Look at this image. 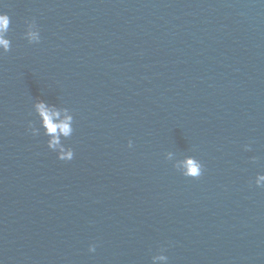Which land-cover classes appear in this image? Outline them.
Here are the masks:
<instances>
[{"label": "water", "instance_id": "1", "mask_svg": "<svg viewBox=\"0 0 264 264\" xmlns=\"http://www.w3.org/2000/svg\"><path fill=\"white\" fill-rule=\"evenodd\" d=\"M0 14V264H264V0H0ZM37 98L74 116L71 161L27 130ZM188 156L199 179L173 168Z\"/></svg>", "mask_w": 264, "mask_h": 264}, {"label": "clouds", "instance_id": "2", "mask_svg": "<svg viewBox=\"0 0 264 264\" xmlns=\"http://www.w3.org/2000/svg\"><path fill=\"white\" fill-rule=\"evenodd\" d=\"M27 28L24 38L29 44L40 43V31L37 28L35 21L26 22ZM10 29V17L7 14H0V56L8 53L11 49V40L8 38ZM38 99V98H37ZM34 110L39 118V126L37 127L31 121L28 124V131L32 136L48 137L47 148L57 154V158L61 161H71L74 158V150L70 146H66L63 140H69L74 134V116L69 114L67 108H57L56 105H48L46 101L38 99L34 103ZM63 117V118H61ZM132 141L128 143L131 148ZM245 151H250L251 146L246 145ZM167 161L171 160V154L165 156ZM173 168L181 173L186 178L199 179L203 173V165L194 157H184L181 162L173 165ZM255 185L258 188L264 187V175H257L255 178ZM96 244L89 245L88 251L94 253L96 251ZM156 261H168L166 255H157L152 257V264Z\"/></svg>", "mask_w": 264, "mask_h": 264}]
</instances>
